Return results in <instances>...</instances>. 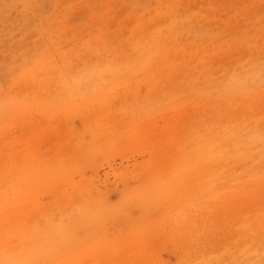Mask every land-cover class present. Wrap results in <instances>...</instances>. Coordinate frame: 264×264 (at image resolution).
<instances>
[{"label":"rangeland","instance_id":"374dc122","mask_svg":"<svg viewBox=\"0 0 264 264\" xmlns=\"http://www.w3.org/2000/svg\"><path fill=\"white\" fill-rule=\"evenodd\" d=\"M263 91L264 0H0V264H264Z\"/></svg>","mask_w":264,"mask_h":264},{"label":"bare ground","instance_id":"6f19581e","mask_svg":"<svg viewBox=\"0 0 264 264\" xmlns=\"http://www.w3.org/2000/svg\"><path fill=\"white\" fill-rule=\"evenodd\" d=\"M155 19H157V18H155ZM146 26H147V25H146ZM148 26H149V25H148ZM144 27H145V26H144ZM147 28H148V27H147ZM141 29H143V28H141ZM148 30H149V29H148ZM101 35H102V34H101ZM136 36H137V35H136ZM170 47H171V46H170ZM127 48H128V47H127ZM245 48H246V47H245ZM257 50H258V49H257ZM170 53H171V52H170ZM201 53H202V52H201ZM171 54H172V53H171ZM185 55H186V54H185ZM162 56H163V55H162ZM226 56H227V55H226ZM230 56H231V55H230ZM212 57H213V56H212ZM236 57H237V56H236ZM229 58H230V57H229ZM154 59H156V58H154ZM171 59H172V58H171ZM159 60H160V59H159ZM178 60H179V59H178ZM133 61H134V60H133ZM134 62H135V61H134ZM158 62H159V61H158ZM160 62H162V61H160ZM161 64H162V63H161ZM147 66H148V65H147ZM156 68H157V67H156ZM171 68H172V67H171ZM179 68H180V67H179ZM238 68H239V67H238ZM168 69H170V68H168ZM170 71H171V70H170ZM184 71H185V70H184ZM150 73H151V72H150ZM173 73H174V72H173ZM134 76H135V75H134ZM147 76H148V75H147ZM177 76H178V75H177ZM220 76H221V75H220ZM144 77H145V76H144ZM144 77H143V78H144ZM131 78H132V77H131ZM187 78H188V77H187ZM134 79H136V77H135ZM147 79H148V78H147ZM130 80H131V79H130ZM132 80H133V79H132ZM179 82H180V81H179ZM189 85H190V84H189ZM128 87H129V86H128ZM132 87H133V86H131L130 88H132ZM157 88H158V87H157ZM186 88H187V87H186ZM141 89H142V87H141ZM146 89H147V87H146ZM118 92H119V91H118ZM122 92H123V91H122ZM263 92H264V91H263ZM144 93H145V92H144ZM261 93H262V92H261ZM178 94H179V93H178ZM255 95H256V94H255ZM160 98H161V97H160ZM133 99H134V98H133ZM260 99H261V98H260ZM154 100H155V99H154ZM249 100H250V99H249ZM133 101H134V100H133ZM246 101H247V100H246ZM115 102H116V101H115ZM150 103H151V102H150ZM118 104H119V103H118ZM249 104H250V103H249ZM256 104H257V103H256ZM98 108H99V107H98ZM209 109H210V108H209ZM135 110H136V109H135ZM196 110H197V109H196ZM205 110H206V109H205ZM261 110H263V109H261ZM188 111H189V110H188ZM194 111H195V109H194ZM261 112H262V111H261ZM181 113H182V112H181ZM190 113H191V111H190ZM164 115H165V114H164ZM188 115H189V113H188ZM182 116H183V114H182ZM120 117H121V116H120ZM120 117H119L118 119H120ZM160 117H161V116H159V118H160ZM162 117H164V116H162ZM167 117H169V116H166V118H167ZM177 117H178V116H177ZM177 117H176V118H177ZM188 117H189V116H188ZM157 118H158V117H157ZM185 118H186V117H185ZM179 119H181V118H179ZM183 119H184V118H183ZM40 121H41V120H40ZM165 121H166V120H165ZM183 121H184V120H183ZM240 121H241V120H240ZM34 122H35V121H34ZM41 122H42V121H41ZM122 122H123V121H122ZM130 122H131V121H130ZM174 122H177V121L175 120V121H173V123H174ZM187 122H188V121H187ZM244 122H245V121H244ZM49 123H50V122H49ZM120 123H121V122H120ZM120 123H119V124H120ZM39 124H40V123H39ZM183 124H184V123H183ZM226 124H227V123H226ZM40 125H41V124H40ZM43 125H44V124H43ZM54 125H55V124H54ZM105 125H106V124H105ZM116 125H117V124H116ZM129 125H130V124H129ZM148 125H149V124H148ZM158 125H159V123H158ZM170 125H171V124H170ZM155 126H156V125H155ZM165 126H166V124H165ZM174 126H175V125H174ZM43 127H44V126H43ZM60 127H61V126H60ZM153 127H154V126H153ZM158 127H159V126H158ZM166 127H167V126H166ZM236 127H237V126H236ZM236 127H235V128H236ZM31 129H32V128H31ZM36 129H38V128H36ZM133 129H134V128H133ZM138 129H139V128H138ZM151 129H152V128H151ZM167 129H168V127H167ZM209 129H210V128H209ZM26 130H27V129H26ZM149 130H150V129H149ZM152 130H153V129H152ZM162 130H163V129H162ZM34 131H35V130H34ZM139 131H140V130H139ZM143 131H144V130H143ZM37 132H38V131H37ZM141 132H142V131H141ZM144 132H145V131H144ZM167 132H168V131H167ZM203 132H204V131H203ZM217 132H218V131H217ZM139 133H140V132H139ZM148 133H149V132H148ZM164 133H165V132H164ZM182 133H183V132H182ZM190 133H191V132H190ZM219 133H220V132H219ZM227 133H228V132H227ZM145 134H146V133H145ZM212 134H213V133H212ZM212 134H210V135H212ZM31 135H32V134H31ZM37 135H38V134H37ZM41 135H42V134H41ZM146 135H147V134H146ZM38 136H39V135H38ZM64 136H65V135H64ZM64 136H63V137H64ZM140 136H141V135H140ZM140 136H139V138H140ZM218 136H219V135H218ZM65 137H66V136H65ZM97 137H98V136H97ZM97 137H96V138H97ZM151 137H152V136H151ZM215 137H216V136H215ZM15 138H16V137H15ZM23 138H24V137H23ZM41 138H42V137H41ZM66 138H67V137H66ZM178 138H179V137H178ZM228 138H229V137H228ZM28 139H30V138H28ZM64 139H65V138H64ZM93 139H94V138H93ZM124 139H125V138H124ZM127 139H128V138H127ZM141 139L143 140V139H145V137H143V138L141 137ZM184 139H185V138H184ZM207 139H209V138H207ZM207 139H206V141H207ZM225 139H226V138H225ZM31 140H33V139H31ZM62 140H63V139H62ZM100 140H101V139H100ZM106 140H107V139H106ZM197 140H198V139H197ZM200 140H202V139H200ZM214 140H215V139H213V141H214ZM218 140H219V139H218ZM223 140H224V139H223ZM7 141H9V140H7ZM11 141L13 142V139H12ZM66 141H67V140H66ZM66 141H65V142H66ZM4 142H5V141H4ZM12 142H10V143H12ZM18 142H19V139H18ZM18 142H17V143H18ZM20 142H21V141H20ZM22 142H23V140H22ZM22 142H21V144H22ZM34 142H35V141H34ZM36 142H37V139H36ZM95 142H96V141H95ZM144 142H146V140H145ZM165 142H166V141H165ZM202 142H203V141H202ZM211 142H212V141H211ZM216 142H217V141H216ZM5 143H7V142H5ZM13 143H14V142H13ZM32 143H33V142H32ZM203 143H204V142H203ZM203 143H202V144H203ZM14 144H15V143H14ZM19 144H20V143H19ZM92 144H93V143H92ZM152 144H153V142H152ZM152 144H150V145H152ZM207 144H209V143H207ZM210 144H211V143H210ZM212 144H213V142H212ZM212 144H211V145H212ZM10 145H11V144H10ZM15 145H16V144H15ZM25 145H26V144H25ZM25 145H24V146H25ZM64 145H65V144H64ZM64 145H62V146L64 147ZM68 145H69V143H68ZM80 145H81V144H80ZM139 145H140V144H139ZM179 145H180V144H179ZM199 145H200V144H198L197 147H198ZM213 145H214V144H213ZM222 145H223V144H222ZM57 146H58V145H57ZM66 146H67V145H66ZM155 146H156V145H155ZM195 146H196V145H195ZM207 146H208V145H207ZM207 146H206V147H207ZM16 147H17V146H16ZM35 147H36V146H35ZM152 147H153V146H152ZM179 147H180V146H179ZM208 147H209V146H208ZM208 147H207V148H208ZM32 148H34V147H32ZM38 148H39V147H38ZM69 148H70V147H69ZM154 148H155V147H154ZM207 148H206V149H207ZM214 148H215V147H214ZM30 149H31V148H30ZM56 149H57V148H56ZM156 149H157V148H156ZM194 149H195V147H194ZM204 149H205V148H204ZM209 149H210V147H209ZM58 150H59V149H58ZM196 150H197V149H196ZM196 150H195V152H196V154H197V151H196ZM198 150L200 151L201 149H198ZM214 150H215V149H214ZM22 151H23V150H22ZM35 151H36V150H35ZM56 151H57V150H56ZM185 151H186V153H187L188 150H185ZM205 151H206V150H205ZM33 152H34V151H33ZM38 152H39V151H38ZM41 152H42V151H41ZM41 152H40V153H41ZM63 152H64V151H63ZM79 152H80V151H79ZM188 152H189V151H188ZM203 152H204V151H203ZM16 153H17V152H16ZM61 153H62V152H61ZM70 153H73V151H71ZM74 153H75V152H74ZM80 153H81V152H80ZM80 153H79V154H80ZM154 153H157V152H154ZM154 153H152V154H154ZM183 153H184V152H183ZM186 153H185V154H186ZM189 153H190V152H189ZM207 153H208V152H207ZM25 154H26V153H25ZM27 154H28V153H27ZM27 154H26L25 156H27ZM187 154H188V153H187ZM201 154H202V151H201ZM9 155H10V154H8L7 156H9ZM30 155H31V154H30ZM72 155H73L74 158H75V155H74V154H72ZM80 155H81V154H80ZM82 155H83V154H82ZM82 155H81V156H82ZM183 155H184V154H183ZM25 156H24V157H25ZM76 156H77V157H80V156H78V155H76ZM158 156H159V154H158ZM186 156H187V155H186ZM188 156H189V155H188ZM198 156H200V155H198ZM24 157H23V158H24ZM49 157H50V156H49ZM60 157H61V156H60ZM60 157H59V158H60ZM182 157H184V156H182ZM196 157H197V156H196ZM27 158H28V157H27ZM42 158H43V157H42ZM56 158H57V157H56ZM56 158H55V159H56ZM152 158H153V157H152ZM155 158H157V156H156ZM184 158H186V157H184ZM187 158H188V157H187ZM189 158H190V157H189ZM45 159H46V158H45ZM157 159H158V158H157ZM197 159H198V158H197ZM197 159H196V160H197ZM199 159H200V158H199ZM222 159H223V158H222ZM222 159H221V160H222ZM24 160H25V159H24ZM26 160H27V159H26ZM28 160H29V159H28ZM40 160H41V159H40ZM42 160H43V159H42ZM62 160H64V159H62ZM72 160H73V159H72ZM186 160H187V159H186ZM191 160H192V159H191ZM191 160H189V161H191ZM194 160H195V159H194ZM64 161H65V160H64ZM68 161H69V160H68ZM70 161H71V160H70ZM76 161H77V160H76ZM159 161L161 162V160H158V162H159ZM183 161H185V159H184ZM183 161H182V162H183ZM199 161H200V160H199ZM248 161H249V160H248ZM26 162H27V161H26ZM32 162H35V161H32ZM156 162H157V161H156ZM170 162H171V161H170ZM186 162H187V161H186ZM186 162H185L184 164H186ZM9 163H10V162H9ZM197 163H198V162H197ZM63 164H64V163H63ZM146 164H147V163H146ZM157 164H158V163H156V165H157ZM160 164H161V163H160ZM35 165H36V164H35ZM50 165H51V164H50ZM56 165H57V164H56ZM61 165H62V164H61ZM75 165H76V163H75ZM171 165H172V164H171ZM45 166H46V165H45ZM159 166H160V165H159ZM1 167H2V166H1ZM18 167H19V166H18ZM57 167H58V165H57ZM61 167H62V166H61ZM167 167H168V166H167ZM179 167H180V166H179ZM198 167H200V166H198ZM43 168H44V167H43ZM173 168H174V167H173ZM53 169H54V168H53ZM65 169H66V168H65ZM168 170H169V169H168ZM171 170H172V169H171ZM183 170H185V169H183ZM188 170H189V168H188ZM195 170H196V168H195ZM75 172H76V171H75ZM187 172H189V171H186V173H187ZM39 173H40V172H39ZM42 173H43V171H42ZM42 173H40V174H42ZM73 173H74V172H73ZM182 173H183V172H182ZM186 173H185V174H186ZM189 173H190V172H189ZM35 174H36V173H35ZM157 174H158V173H157ZM191 174H192V173H191ZM65 175H66V174H65ZM169 175H170V174H169ZM177 175H178V174H177ZM194 175H195V174H194ZM200 175H201V174H200ZM3 176H4V175H3ZM175 176H176V175H175ZM180 176H181V175H180ZM89 177H90V178H88V179H89V181H90V179H91L92 176H89ZM119 177H120V176H119ZM170 177H171V176H170ZM183 177H184V176H183ZM85 178H86V177H85ZM127 178H128V177H127ZM157 178H158V177H157ZM159 178H160V177H159ZM178 178H179V177H178ZM190 178H191V177H190ZM198 179H199V178H198ZM123 180L125 181V178H124ZM158 180H159V179H158ZM165 180H166V179H165ZM174 180H175V179H174ZM177 181H178V179H177ZM85 182H86V181H85ZM156 182H157V181H156ZM175 182H176V181H175ZM178 182H179V181H178ZM87 183H88V182H87ZM162 183H163V182H162ZM186 183H187V182H186ZM194 183H195V182H194ZM246 183H247V182H246ZM248 183H249V182H248ZM29 184H30V183H29ZM76 184H77V183H76ZM163 184H164V183H163ZM250 184H251V183H250ZM18 185H19V184H18ZM54 185H55V184H54ZM54 185H53V187H54ZM86 185H87V184H86ZM242 185H243V184H242ZM253 185H254V184H253ZM12 186H13V185H12ZM27 186H28V185H27ZM60 186H61V185H60ZM91 186H92V185H91ZM97 186H98V185H97ZM137 186H138V185H137ZM151 186H152V185H151ZM157 186H158V185H157ZM163 186H164V185H163ZM167 186H168V185H166V187H167ZM17 187H20V186H16V187H15V185H14V187H12V188L16 189ZM53 187H52V189H53ZM187 187H188V186H187ZM252 187H253V186H252ZM93 188H94V187H93ZM151 188H152V187H151ZM239 188H240V187H239ZM17 189H19V188H17ZM29 189H30V188H29ZM74 189H75V188H74ZM74 189H73V190L71 189V190H72V191H75ZM78 189H79V188H78ZM95 189H96V188H95ZM95 189H94V190H95ZM167 189H168V188H167ZM177 189H178V188H177ZM187 189H188V188H187ZM88 190H89V189H88ZM88 190H85V191H84V192L86 193V196H87V194H90V195H91V193H87ZM135 190H136V189H135ZM180 190H182V189H180ZM180 190H179V192H180ZM28 191H29V190H28ZM48 191H49V190H48ZM77 191H78V190H77ZM86 191H87V192H86ZM95 191H96V190H95ZM236 191H237V190H236ZM46 192H47V191H46ZM75 192H76V191H75ZM79 192H80V191H79ZM82 192H83V191H82ZM154 192H155V190H154ZM171 192H172V191H171ZM246 192H247V191H246ZM70 193H71V192H70ZM177 193H178V192H177ZM49 194H50V193H49ZM72 194H73V193H72ZM77 194H80V193H77ZM92 194H93V193H92ZM145 194H146V193H145ZM168 194H169V193H168ZM180 194H181V193H180ZM185 194H186V193H185ZM81 195H82L83 197H81ZM90 195L87 196L88 200H89V196H90ZM169 195H170V194H169ZM174 195H175V194H174ZM54 196H55V195H53V197H54ZM69 196H70V195H69ZM84 196H85V194L83 193V194H80L79 197H80V198H85ZM91 196H92V195H91ZM91 196H90V198H91ZM94 196H95V195L93 194V198H94ZM100 196H101V195H99V197H100ZM161 196H162V195H161ZM167 196H168V195H167ZM171 196H172V195H171ZM70 197H71V196H70ZM75 197H77V195H75ZM97 197H98V196H97ZM99 197H98V199H99ZM236 197H237V196H236ZM72 198H73V197H72ZM225 198H226V197H225ZM26 199H27V198H26ZM26 199H25V200H26ZM34 199H35V198H34ZM68 199H69V198H68ZM70 199H71V198H70ZM77 199H78V198H77ZM127 199H128V198H127ZM180 199H181V198H180ZM27 200H28V199H27ZM30 200H31V199H30ZM36 200H37V199H36ZM49 200H50V199H49ZM52 200H53V199H52ZM79 200H80V199H79ZM79 200H76V201L79 202ZM82 200H83V199H82ZM85 200H87V199H85ZM71 201H72V200H71ZM91 201H92V200H91ZM91 201L89 200V204H90ZM126 201H127V200H126ZM229 201H230V200H229ZM23 202H24V201H23ZM23 202H22V203H23ZM66 202H67V200H66ZM81 202H82V201H81ZM105 202H106V201H105ZM128 202H129V201H128ZM72 204H73V203H72ZM92 204H93V203H92ZM92 204H91V205H92ZM97 204H98V203H97ZM124 204H125V203H124ZM199 204H200V203H199ZM19 205H21L20 202H19ZM19 205H18V206H19ZM25 205H26V204H25ZM31 205H32V204H31ZM49 205H50V203H49ZM85 205H86V204H85ZM213 205H214V204H213ZM50 206H51V205H50ZM78 206H79V205H78ZM93 206H94V205H93ZM93 206H92V207H93ZM95 206H96V205H95ZM20 207H21V206H20ZM32 207H33V206H32ZM43 207H44V206H43ZM98 207H99V206H96V208H98ZM33 208H35V207H33ZM45 208H46V207H45ZM63 208H64V207H63ZM186 208H187V207H186ZM46 209H47V208H46ZM114 209H115V208H114ZM116 209L118 210L117 207H116ZM102 210H103V209H102ZM119 210H120V209H119ZM8 211H9V210H8ZM12 211H13V210H12ZM85 211H87V210H85ZM93 211H94V210H93ZM95 211H96V210H95ZM60 212H61V211H60ZM88 212H89V214H90V211H89V210H88ZM88 212H87V213H88ZM103 212H104V211H103ZM106 212H107V211H106ZM106 212H105V213H106ZM193 212H194V211H193ZM9 213L11 214V212H9ZM20 213H21V212H20ZM96 213H97V212H96ZM96 213L94 212V214H96ZM101 213H102V211H101ZM6 214H7V213H6ZM15 214H16V213H15ZM18 214H19V213H18ZM18 214H17V215H18ZM48 214H49V213H48ZM50 214H51V213H50ZM7 215H9V214H7ZM13 215H14V214H13ZM13 215H11V216H13ZM17 215H16V216H17ZM62 215H63V214H62ZM85 215L88 216V214H86V213H85ZM100 215H101V214H100ZM108 215H109V214H108ZM108 215H107V216H108ZM113 215H114V214H113ZM14 216H15V215H14ZM19 216H20V215H19ZM35 216H36V215H35ZM63 216H64V215H63ZM66 216H67V215H66ZM80 216H81V215H78L77 218L80 217ZM83 216H84V215H83ZM150 216H151V214H150ZM201 216H202V215H201ZM5 217H8V216L5 215ZM33 217H34V216H33ZM58 217H59V216H58ZM85 217H86V216H85ZM119 217H120V216H119ZM15 218H16V217H15ZM21 218H22V217H21ZM45 218H46V217H45ZM60 218H61V217H60ZM77 218H74V219L77 220ZM80 218H81V217H80ZM196 218H197V217H196ZM1 219H2V216H1ZM10 219H11V218H10ZM25 219H26V218H25ZM39 219H40V218H39ZM109 219H110V218H109ZM117 219H118V218H117ZM151 219H152V218H151ZM2 220H3V219H2ZM5 220H6V219H5ZM8 220H9V218L7 219V221H8ZM15 220H16V219H15ZM46 220H47V219H46ZM86 220H87V219H86ZM94 220H95V218H94ZM115 220H116V219H115ZM34 221H35V220H34ZM81 221H82V220H81ZM3 222H4V221H3ZM11 222H12V221H11ZM23 222H24V221H23ZM59 222H61V221H59ZM67 222H68V218H67ZM74 222H76V221H74ZM83 222H85V220H84ZM114 222H116V221H114ZM114 222H113V223H114ZM21 223H22V222H21ZM179 223H180V222H179ZM47 224H48V223H47ZM76 224H77V223H76ZM100 224H101V223H100ZM11 225H13V224H11ZM22 225H23V224H22ZM34 225H35V224H34ZM36 225H37V224H36ZM41 225H42V224H41ZM50 225H51V223H50ZM52 225H53V224H52ZM56 225H57V224H56ZM58 225H59V224H58ZM114 225H115V223H114ZM116 225H117V223H116ZM8 226H9V224H8ZM102 226H103V224H102ZM110 226H111V225H110ZM117 226H118V225H117ZM2 227H3V226H2ZM23 227H25V226H23ZM53 227H54V226H53ZM53 227H52L51 230H53ZM60 227H61V226H60ZM63 227H64V226H63ZM68 227H69V226H68ZM68 227H67V228H68ZM214 227H215V226H214ZM34 228H35V227H34ZM58 228H59V226H58ZM65 228H66V227H65ZM67 228H66V229H67ZM73 228H74V227H73ZM18 229H19V228H18ZM18 229H17V230H18ZM56 229H57V227L55 228V230H56ZM66 229H65V230H66ZM68 229H69V228H68ZM68 229L66 230V232L68 231ZM212 229H213V228H212ZM19 230H20V229H19ZM32 230H33V229H32ZM34 230H35V229H34ZM46 230H48V229H46ZM46 230H45V231H46ZM51 230H50V231H51ZM61 230H63V229H61ZM5 231H6V230H5ZM28 231H29V230H28ZM43 231H44V230H42V233H43ZM70 231H71V230H70ZM203 231H204V230H203ZM15 232H16V229H15ZM18 232H19V231H18ZM18 232H17V234H18ZM20 232H21V231H20ZM24 232H25V231H24ZM33 232H34V231H33ZM51 232H52V231H51ZM51 232H49V234H51ZM53 232H54V231H53ZM103 232H104V231H103ZM129 232H130V231H129ZM1 233H4V232H1ZM25 233H26V232H25ZM42 233H39V234L41 235ZM45 233H46V232H45ZM108 233H109V232H108ZM108 233H107V234H108ZM14 234H15V233H14ZM20 234H21V233H20ZM23 234H24V233H23ZM36 234H37V233H36ZM59 234H60V233H59ZM201 234H202V233H201ZM1 235H2V234H1ZM32 235H34V234H32ZM40 235L37 234L36 236L34 235V236L31 237L30 235L27 234L26 237L23 239V241L21 240L23 237H20V239H19L18 242H17V243H19V242L22 241L21 246H22L23 252L25 253V255H23V256H24L23 258L26 257V254H28V255L31 254V256H29V257H31L32 259L29 260V258H28L29 263H30L31 260H32L31 263H32V262L34 263V262H35L34 259L37 260V259L39 258V255L42 254V252L39 251V249H41L43 246H44V249L42 248V250H44V251L50 250V249H47V248L49 247V243L52 242L51 239H53V238L50 237V238H51V239H50L49 237H47V236H50V235H47V234H44V235L42 234L41 236H40ZM66 235H67V234H66ZM112 235L114 236V234H112ZM142 235H143V234H141V236H142ZM12 236H13V235H12ZM16 236H17V235H16ZM21 236H25V234H24V235H21ZM29 236H30V237H29ZM44 236H45V237H44ZM58 236H59V235H58ZM98 236H99V235H98ZM101 236H102V235H101ZM46 237H47V239H49V240H47V241H49V242H47V241L45 242V241H44L45 243L42 244L43 239H44V238L46 239ZM55 237H56V236H55ZM107 237H108V236H107ZM177 237H178V236H177ZM56 238H57V237H56ZM100 238H101V237H100ZM105 238H106V237H105ZM110 238H111V237H110ZM114 238H115V236H114ZM17 239H18V238H17ZM27 239H28V240H27ZM59 239H61V238H59ZM112 239H113V238H112ZM140 239H141V238H140ZM186 239H187V238H186ZM0 240H1V239H0ZM12 240H14V239L12 238ZM25 240H26V241H25ZM53 240H54V242H55V239H53ZM57 240H58V239H57ZM117 240H118V239H117ZM66 241H67V240H66ZM113 241H114V240H113ZM115 241H116V240H115ZM121 241H122V240H121ZM54 242H52V243H54ZM57 242H58V241H57ZM59 242H60V241H59ZM107 242H108V241H107ZM186 242H187V241H186ZM104 243H105V242H104ZM119 243H120V242H119ZM122 243H123V242H122ZM45 244H46V245H45ZM64 244H65V243H64ZM100 244L102 245L103 243H100ZM105 244H106V243H105ZM114 244H116V242H115ZM2 245H3V244H2ZM10 245H11V244H10ZM19 245H20V244H19ZM42 245H43V246H42ZM47 245H48V246H47ZM98 245H99V243H98ZM116 245H117V244H116ZM4 246H5V244H4ZM46 246H47V247H46ZM99 246H100V245H99ZM103 246H104V245H103ZM108 246H109V245H108ZM13 247H15V246H12V248H13ZM18 247H19V246H18ZM81 247H82V246H81ZM109 247L111 248V246H109ZM114 247H115V246H114ZM15 248H16V247H15ZM50 248H51V247H50ZM100 248H101V247H100ZM107 248H108V247H107ZM45 249H46V250H45ZM96 249H97V247H96L94 250H96ZM108 249H109V248H108ZM191 249H192V248H191ZM20 250H21V249H20ZM20 250H19V251H20ZM105 250H106V249H105ZM110 250H111V249H110ZM110 250H109V251H110ZM19 251H17L18 254H19ZM49 252H50V251H48V253L45 252V254H44V252H43L44 257H45L47 254L49 255ZM106 252H108V251L106 250ZM106 252H105V253H106ZM112 252H113V254H114V251H112ZM112 252L110 251L111 255H113ZM14 253H15V251H14ZM46 253H47V254H46ZM94 253H95V252H94ZM91 254H93V253H91ZM97 254H98V253H97ZM32 255H33V257H32ZM88 255H90V254H88ZM94 255H95V254H93V257H94ZM98 255H99V254H98ZM101 255H102V254H101ZM103 255H105V254H103ZM114 255H115V254H114ZM114 255H113V256H114ZM13 256L16 258L17 254L15 253ZM107 256H110V255L107 254ZM42 257H43V256H42ZM42 257H41V258H42ZM100 257H102V256H100ZM110 257H112V256H110ZM142 257H143V256H142ZM10 258H12V256H11ZM23 258H22V259H23ZM26 258H27V257H26ZM103 258H104V257H103ZM126 258H127V257H126ZM126 258H124L125 260H124L123 262H120V263H121V264H123V263H124V264H126V263L129 264L130 261H129L128 259H126ZM77 259H78V258H77ZM77 259H76V260H77ZM119 260H120V259H119ZM126 260H128V261H126ZM38 261H39V260H38ZM72 261H73V260H72ZM115 261H116V260H115ZM69 262H70V261H69ZM169 262H170V261H169ZM35 263H36V262H35ZM72 263H75V262H72ZM72 263H69V264H72ZM113 263H114V262H113ZM63 264H64V263H63ZM107 264H108V263H107ZM114 264H116V263H114ZM118 264H119V263H118ZM130 264H131V263H130Z\"/></svg>","mask_w":264,"mask_h":264}]
</instances>
